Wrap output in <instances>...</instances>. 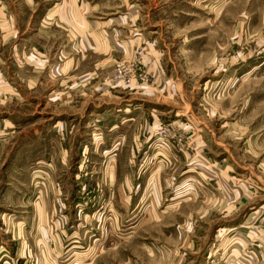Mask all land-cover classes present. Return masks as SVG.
<instances>
[{"label":"rangeland","instance_id":"obj_1","mask_svg":"<svg viewBox=\"0 0 264 264\" xmlns=\"http://www.w3.org/2000/svg\"><path fill=\"white\" fill-rule=\"evenodd\" d=\"M262 206L264 0H0V264H264Z\"/></svg>","mask_w":264,"mask_h":264},{"label":"crops","instance_id":"obj_2","mask_svg":"<svg viewBox=\"0 0 264 264\" xmlns=\"http://www.w3.org/2000/svg\"><path fill=\"white\" fill-rule=\"evenodd\" d=\"M5 195V194H4ZM4 247L2 246V245H0V257H4V255H7V253H9V250H6V251H3L2 249H3ZM1 251H3V252H1Z\"/></svg>","mask_w":264,"mask_h":264},{"label":"bare ground","instance_id":"obj_3","mask_svg":"<svg viewBox=\"0 0 264 264\" xmlns=\"http://www.w3.org/2000/svg\"><path fill=\"white\" fill-rule=\"evenodd\" d=\"M263 207L264 206L260 207V209H264ZM257 211H259V209ZM257 211H253L251 214H255Z\"/></svg>","mask_w":264,"mask_h":264}]
</instances>
